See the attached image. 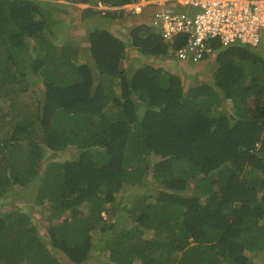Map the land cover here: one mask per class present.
Wrapping results in <instances>:
<instances>
[{"label":"trees","instance_id":"obj_1","mask_svg":"<svg viewBox=\"0 0 264 264\" xmlns=\"http://www.w3.org/2000/svg\"><path fill=\"white\" fill-rule=\"evenodd\" d=\"M132 1L0 0V198L20 187L27 209L0 212V264H65L59 252L86 264L98 228L111 229L113 264L264 257V50L214 44V85L186 88L183 75L153 63L131 76L123 67L130 45L144 58L169 53L144 22L127 41L98 26L87 46L77 35L70 45L69 7L89 5L79 20L110 19L123 11L94 7ZM68 150L75 158H49ZM126 187L145 189L121 206L131 227L107 226ZM37 207L49 210L46 235L28 214Z\"/></svg>","mask_w":264,"mask_h":264},{"label":"built area","instance_id":"obj_2","mask_svg":"<svg viewBox=\"0 0 264 264\" xmlns=\"http://www.w3.org/2000/svg\"><path fill=\"white\" fill-rule=\"evenodd\" d=\"M122 8L144 16L182 64L216 55L214 44L264 50V0H134Z\"/></svg>","mask_w":264,"mask_h":264},{"label":"rangeland","instance_id":"obj_3","mask_svg":"<svg viewBox=\"0 0 264 264\" xmlns=\"http://www.w3.org/2000/svg\"><path fill=\"white\" fill-rule=\"evenodd\" d=\"M58 2H62L63 4H67L68 0H58ZM71 5V4H70ZM77 6V8H79L77 10L76 7H74L72 14L73 17H70L69 19L72 20V22L75 24L73 27V33L76 31V33H74V36L71 34L68 37V42L71 44L75 43V35L78 36L77 40H80L79 42H81L82 44H84V46H87L89 44L88 41V33L89 31L97 26V22L96 19H98L99 21H104V20H108V26H106L107 28L110 29V31H112L113 33H115L117 36H120L123 40L127 41L129 39H131L130 35H131V31L132 28L137 26V24H141L142 21H140V19L138 20V16H135L133 14H130L126 11H124L123 13H118L119 17H113L110 19H106V17L101 16V17H97L96 19L93 18L91 20L88 21H81L78 19L77 13L78 15H80V11L82 10V6H79L77 4H75ZM77 12V13H76ZM117 12V11H116ZM122 14V15H121ZM140 16V15H139ZM59 44H61V42H59ZM58 44V45H59ZM60 46V45H59ZM62 46V45H61ZM138 50H135L134 47H132L131 45L129 47H127V57L125 58V60L123 61V67L127 68V71L129 73V75L131 76V74H133V71L136 70V68L139 66V64L144 63V62H149V61H153L156 65L155 66H160V67H164L167 68L169 70H173L178 74L183 75V79H184V83H185V87L188 88L190 86L193 85H197L201 82H207V83H211V85H214V80H213V76H212V72L214 71L213 67L209 64L210 61L214 60V58L216 57L214 54H209L208 55V59L199 62L197 64H190V63H179L177 62L175 59H159L154 58V57H146ZM230 57L229 52L225 51L221 54V60H219V63L221 62H225L228 60V58ZM7 86L12 87L13 89L17 88L18 85L17 83H14L11 81V78L8 80L7 82ZM41 88L44 89L43 84L40 82L38 86L35 87V90H41ZM5 96V97H4ZM10 98V100H12V98H16L17 95L13 96L11 98V96H7L5 94H2V98ZM7 102V101H6ZM225 107L229 110L234 112V108L232 105V102L230 100H226L225 101ZM72 150H68L64 153H58V154H52V156H49V158H51L52 160H66V159H73L75 157H73L72 154ZM151 160L155 161L156 158H150ZM50 161V160H49ZM44 169V168H43ZM38 183V182H36ZM152 183V182H151ZM149 187H150V182H149ZM17 191H23L20 187H16L13 191H11L10 193L5 194V197L0 198V212H5L6 210L9 209H14L15 206H19L21 207V209L27 211L26 209V202L24 201H19V196L21 194L16 193ZM145 191V189L139 190L138 192H136V190L132 187H126L123 188L120 193H118L117 195V200L119 199L121 202L118 204L119 205V216L116 217H109L108 213L104 214V218H106L108 225L109 226L111 223H120V225H123L126 228L131 227V224H129L127 222V218H129L127 215V213L122 209L121 206H123L124 202L126 201H130L132 202V200L135 197V193H140L143 194ZM34 204L33 202H30V205ZM85 204H91V203H85ZM117 204V202H116ZM89 205H85L84 209L85 211H87V207H89ZM29 215H31V219L32 221L38 225L41 234H47L46 230H47V222H46V217L49 216V210L45 209L44 207H37L35 209H33L32 211H30L28 213ZM118 215V213H117ZM56 222H60L61 220H55ZM94 241L92 242V248H93V252L90 255L88 261L86 262V264H113L110 261V257H109V251L106 249V242L110 239L111 237V229L110 230H105V231H101L100 228H98L96 231H94ZM144 238H151L152 237V233H148L146 235L143 236ZM143 240V238H142ZM59 260L65 264H71L70 261L66 260V257L59 252ZM258 258L260 259V261H257ZM135 259V264H139L140 260L139 258H134ZM255 259H257L255 261L256 264H263L264 262V257L259 256L256 257ZM26 261H18L16 264H24Z\"/></svg>","mask_w":264,"mask_h":264},{"label":"clouds","instance_id":"obj_4","mask_svg":"<svg viewBox=\"0 0 264 264\" xmlns=\"http://www.w3.org/2000/svg\"><path fill=\"white\" fill-rule=\"evenodd\" d=\"M130 3V2H129ZM126 4H128V3H126ZM126 4H123V5H121V6H111V5H107V4H99V5H97V6H95L94 7V9H101V10H103V12H106V10H115V11H117V12H119V11H125L122 7L124 6V5H126ZM77 5H79V6H82V8H86V7H89V5H86V4H77ZM83 10V9H82ZM82 12V11H81ZM123 12H120V13H123ZM119 13V14H120ZM135 16H138L137 18H138V20L139 19H143V20H141L142 22H145L144 21V16H139V15H135ZM90 18V17H89ZM86 19H83V20H81V21H85ZM145 24H147V23H145ZM97 26H100V25H97ZM97 26H95V27H97ZM150 26V25H149ZM95 27H93L91 30H93ZM153 28V27H152ZM154 29V31H156V32H159L160 33V31H158V30H155V28H153ZM90 30V31H91ZM89 31V32H90ZM160 35H161V37H162V34L160 33ZM162 39L164 40V38L162 37ZM165 41V40H164ZM166 42V41H165ZM167 43V42H166ZM56 45H58V44H56ZM60 45V44H59ZM168 46H169V44H168ZM169 53L166 55V56H162V55H160L161 56V59H164V60H166V59H175L176 60V57H175V55L172 53V49H171V47L169 46ZM136 50V49H135ZM138 51V50H137ZM158 57V56H157ZM157 57H154V58H157ZM177 62H179L178 60H176ZM179 63H181V62H179ZM157 67H160V66H157ZM162 68H164V67H162ZM166 70H169V69H167V68H165ZM169 71H172V72H175V71H173V70H169ZM176 73V72H175Z\"/></svg>","mask_w":264,"mask_h":264},{"label":"crops","instance_id":"obj_5","mask_svg":"<svg viewBox=\"0 0 264 264\" xmlns=\"http://www.w3.org/2000/svg\"><path fill=\"white\" fill-rule=\"evenodd\" d=\"M55 1H58V0H55ZM76 8H77V7H76ZM78 9H79V8H77V10H78ZM81 9H82V8H81ZM69 10H70V11H73L74 9H73V7H71V8L69 7ZM79 11H80V15H78V13L76 12L78 17L81 16V11H82V10H79ZM69 18H70V17H67L68 20H69ZM91 19H93V18H92V17L87 18L86 21L91 20ZM71 23H72V22H71ZM66 24H67V23H66ZM72 24H74V23H72ZM67 25H68V24H67ZM74 25H75V24H74ZM99 25H100L101 27H106V26H108V25H109V24H108V20L99 21ZM97 27H98V26H97ZM72 30H73V29H72ZM74 33H76V31H75ZM56 44H59V42L56 41ZM158 58L161 60V56H158ZM149 62H150V63H153L154 65H156L153 61H149Z\"/></svg>","mask_w":264,"mask_h":264}]
</instances>
